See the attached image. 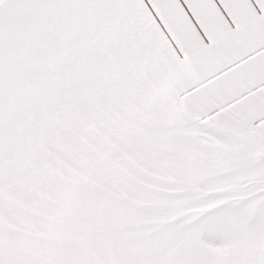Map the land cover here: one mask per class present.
<instances>
[{
    "label": "snow or ice",
    "instance_id": "6c2138e0",
    "mask_svg": "<svg viewBox=\"0 0 264 264\" xmlns=\"http://www.w3.org/2000/svg\"><path fill=\"white\" fill-rule=\"evenodd\" d=\"M0 264H264V0H0Z\"/></svg>",
    "mask_w": 264,
    "mask_h": 264
}]
</instances>
